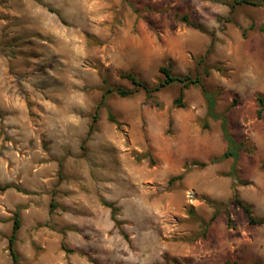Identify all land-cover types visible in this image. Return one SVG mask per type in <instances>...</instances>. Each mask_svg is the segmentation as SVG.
I'll list each match as a JSON object with an SVG mask.
<instances>
[{
	"label": "rangeland",
	"instance_id": "374dc122",
	"mask_svg": "<svg viewBox=\"0 0 264 264\" xmlns=\"http://www.w3.org/2000/svg\"><path fill=\"white\" fill-rule=\"evenodd\" d=\"M238 1L0 0V186L21 190H0V264L17 212L20 264H264V6ZM167 65L202 78L237 164L211 163L228 144L203 88L123 78Z\"/></svg>",
	"mask_w": 264,
	"mask_h": 264
},
{
	"label": "trees",
	"instance_id": "16d2710c",
	"mask_svg": "<svg viewBox=\"0 0 264 264\" xmlns=\"http://www.w3.org/2000/svg\"><path fill=\"white\" fill-rule=\"evenodd\" d=\"M236 4L237 5L249 4L252 6H264V0H260L259 2H248L246 0H240V1L236 2ZM184 21L186 23H189L187 18H184ZM189 25L193 26L196 29H199L198 26L192 25L190 23H189ZM250 29L251 30H258L259 32L264 33V27L257 28L255 24H253ZM245 35H246V31H244V36ZM160 73L163 75V80L160 81L157 85H153V86L141 81L137 77L130 75V74L123 76V78L131 81L132 84L134 85V87L136 88V90L142 89L147 94V96L149 98H154L155 94H157V93L161 92L162 90H164V89H166V88H168L174 84H177V83L182 84L183 89H187L191 86H199V87L203 88L204 97L208 102V118L222 121L223 136H224L225 141L228 144L227 151L225 153H223L220 157L214 158L211 161V163L218 164V163H222L226 160L232 159V160H234L235 164H237L241 159V155H242V152L245 150V146L243 143H239L235 139L233 134L231 133V130L229 129L227 117L217 114V112H216V106H217L216 100L214 99V96L204 88L202 78L199 77V78L194 79L189 75L185 76V77L175 76L173 74V70H172L171 65H167V66L162 67L160 69ZM208 74L209 73L206 72V75H208ZM111 93H116L123 98H127V97L134 95L135 91L133 92V91L124 90V89H116L115 90V89L109 88L104 93L101 104H103L105 102L107 95H109ZM182 99H183V90L180 94V98L178 99V101L176 103L181 104ZM258 106H259L258 117H259V119H262L263 114H264V98L263 97L258 98ZM109 120L112 123L119 126V123L116 121L114 116L110 115ZM96 122H97V118H95V120H94V123H96ZM93 129H94V127H92V131H93ZM193 165L201 167V168H204L207 166L206 163H202V162H194ZM234 169H235V167H234ZM185 170L187 171V164H186ZM181 179H183V176L173 178L170 181V184H172L173 182H175L177 180H181ZM11 188H14V189H17L18 191H21L18 186H14V185L0 186L1 191H7ZM235 202L238 206H240L242 209H244V211L248 215L249 224L251 226L262 224L261 222H258L257 220H255L253 218L251 210L248 207L244 206V204L242 202H240L237 195L235 196ZM216 218H217V214L214 215V217L211 220V223L215 222ZM232 225H233V220L231 219V217H229V226L231 227ZM21 228H22V219H21L20 212H17L15 215V218H14L12 235L9 239V252H10V255L13 259V264H20V257H19V254L17 252L16 245H17L18 236H19V232H20ZM226 264H232V263L227 262ZM256 264H258V263H256Z\"/></svg>",
	"mask_w": 264,
	"mask_h": 264
}]
</instances>
